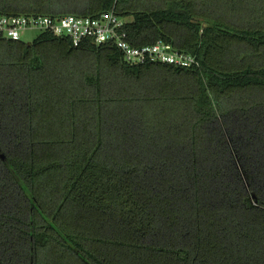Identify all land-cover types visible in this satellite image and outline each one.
<instances>
[{"label":"trees","instance_id":"obj_1","mask_svg":"<svg viewBox=\"0 0 264 264\" xmlns=\"http://www.w3.org/2000/svg\"><path fill=\"white\" fill-rule=\"evenodd\" d=\"M112 10L197 64L0 38V264H264V0H0Z\"/></svg>","mask_w":264,"mask_h":264},{"label":"built area","instance_id":"obj_2","mask_svg":"<svg viewBox=\"0 0 264 264\" xmlns=\"http://www.w3.org/2000/svg\"><path fill=\"white\" fill-rule=\"evenodd\" d=\"M128 23L129 20L118 16L114 10L97 17L0 16V38L21 41L27 31L38 30L57 37L69 38L74 46L81 45L84 40H91L98 45H114L122 52L125 62L129 65L161 62L190 67L197 64L195 57L174 51L170 45L162 41L151 46L133 47L127 40Z\"/></svg>","mask_w":264,"mask_h":264},{"label":"rangeland","instance_id":"obj_3","mask_svg":"<svg viewBox=\"0 0 264 264\" xmlns=\"http://www.w3.org/2000/svg\"><path fill=\"white\" fill-rule=\"evenodd\" d=\"M42 32L38 31V30H30L27 31L23 36H22V41L25 43H31L33 42L35 39H37Z\"/></svg>","mask_w":264,"mask_h":264}]
</instances>
